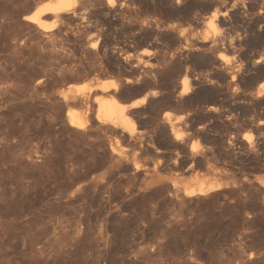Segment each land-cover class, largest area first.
<instances>
[{"label": "rangeland", "instance_id": "374dc122", "mask_svg": "<svg viewBox=\"0 0 264 264\" xmlns=\"http://www.w3.org/2000/svg\"><path fill=\"white\" fill-rule=\"evenodd\" d=\"M51 1L0 0V264H264V150L260 147L264 127L257 126L264 122V105L247 112L237 100L264 82V64L255 74L246 70L250 57L261 54L264 45L249 48L248 56L243 54L247 49L218 53L227 64L228 79L199 65L192 55L178 53L213 33L233 40L250 16L264 7V0H230L222 9L230 20L225 31L213 30L216 26L209 21L213 8L193 0L177 7L175 0H121L114 1L111 11L104 0H75L69 16L47 33L24 20ZM44 18L50 25L51 17ZM95 41L97 48L92 49ZM174 53L178 61L187 62L182 72L200 73L204 82L187 99L207 85L220 88L221 99L197 96L198 105L206 106L203 114L191 118L186 109L178 111L166 103L170 84L183 74L172 80L142 74L144 59L156 63ZM135 78L139 84L124 86L125 80ZM144 82L158 92V105L144 103L132 109L137 113L129 127L131 138L93 121V99L90 94L88 100L83 98L89 89L115 84L109 92L116 94L119 104H128ZM165 112L182 120L175 125L178 134L183 131V143L171 145L170 136L161 135ZM71 113L92 117L88 120L93 123L74 130L68 123ZM187 122L195 129L204 126V136L190 131V123L187 130ZM210 183L217 190L208 193ZM200 187L205 192L196 197L182 192Z\"/></svg>", "mask_w": 264, "mask_h": 264}, {"label": "bare ground", "instance_id": "6f19581e", "mask_svg": "<svg viewBox=\"0 0 264 264\" xmlns=\"http://www.w3.org/2000/svg\"><path fill=\"white\" fill-rule=\"evenodd\" d=\"M104 1H106V9L107 10H109L110 9V11L113 9L112 7H113V3H114V1H117V2H119L120 3V1L121 0H104ZM124 1V0H123ZM128 1V0H127ZM130 1V0H129ZM135 1V0H134ZM140 1V0H139ZM139 1H138V3H139ZM142 1V2H141ZM140 2L141 3H145V1L144 0H141ZM148 1V0H147ZM166 1V0H165ZM173 1V0H172ZM186 0H175V6L177 7L178 5H180V4H182L183 2H185ZM192 1V0H191ZM230 0H193V2L195 3H203V4H205L206 6L205 7H207L208 9H214V11H213V13H211L210 14V18H209V21L211 22V25L212 24H215V26L216 27H214L213 28V30L215 31L216 29L218 30H220V31H225V30H227V28L228 27H230L229 25H230V20H228L227 19V12L226 11H222V9H223V7H225L224 5L225 4H227L228 2H229ZM149 2V1H148ZM124 3V2H123ZM135 2H133V4H134ZM152 3V2H151ZM74 4H75V0H52L50 3H47L46 5H44L43 7H41V8H39V9H37V8H35L36 10L35 11H32V13L31 14H29V15H27L26 17H25V21L26 22H29V23H32V24H35L36 26H37V28H39L42 32H51L53 29H54V27H55V23L59 20V19H61V18H67V15H68V12L72 9V7H74ZM115 4V3H114ZM118 4V3H117ZM169 4H171V9L173 10L174 8H172V2H170ZM127 5H128V3H127ZM138 5H140V4H138ZM165 5V4H164ZM196 5V4H195ZM121 6V5H120ZM119 6V7H120ZM130 6V5H129ZM129 6H128V8H129ZM135 6H136V4H135ZM142 6V5H141ZM144 6V5H143ZM149 6V5H148ZM167 6V5H166ZM174 6V7H175ZM40 7V6H39ZM116 7V6H115ZM114 7V8H115ZM126 7V6H125ZM169 6H167L166 8H168ZM234 7V6H233ZM146 8V7H145ZM148 8V7H147ZM230 8V7H229ZM245 8V7H244ZM123 9H124V7H123ZM137 10H139L138 8H136ZM180 10V9H179ZM238 10V9H237ZM245 10V9H244ZM125 11V10H124ZM136 11V10H135ZM170 11V10H169ZM222 11V12H221ZM235 11V10H234ZM108 13H109V11H107ZM176 12V11H175ZM180 12V11H179ZM69 13H71V12H69ZM170 13V12H169ZM177 13V12H176ZM188 13V12H187ZM249 13V12H248ZM110 14V13H109ZM108 14V15H109ZM112 14V13H111ZM233 14H235V13H233ZM107 15V14H106ZM175 15V14H174ZM240 15V14H239ZM69 16V15H68ZM188 16V15H187ZM238 16V15H237ZM44 17H46V19H47V17L48 18H50L51 17V22H50V25H47V20L44 18ZM107 17V16H106ZM43 18L46 20L45 22L43 21ZM65 18V19H66ZM243 18V17H242ZM244 18H246L245 16H244ZM72 19V18H71ZM113 19V18H112ZM49 20V19H48ZM61 20H63V19H61ZM145 20V19H144ZM149 20V19H148ZM186 20V19H185ZM245 20H247V19H245ZM65 21V20H64ZM117 21V20H116ZM159 21V20H158ZM189 21V20H188ZM149 22V21H148ZM210 22H209V24H210ZM232 22V21H231ZM244 22V21H243ZM155 23H156V21H155ZM232 24V23H231ZM57 25V24H56ZM137 25V24H136ZM143 25V24H142ZM155 25V24H154ZM151 26V25H150ZM155 27V26H154ZM168 28V27H167ZM172 28V27H171ZM209 28V27H208ZM216 28V29H215ZM234 28V27H233ZM143 29H144V26H143ZM210 29H211V32L213 31L212 30V28L210 27ZM141 30H142V28H141ZM172 30V29H171ZM218 30V31H219ZM230 31V30H229ZM141 32V31H140ZM228 32V31H227ZM234 32V31H233ZM239 32V31H238ZM154 33V32H153ZM170 33H172V31L170 32ZM213 33V32H212ZM225 33V32H224ZM237 33V32H236ZM180 34V33H179ZM237 34H239V33H237ZM248 34H249V39H250V41L247 39L248 38ZM167 35V34H166ZM225 35V34H224ZM227 35V34H226ZM147 36V35H146ZM168 36V35H167ZM221 36V35H220ZM180 37V36H179ZM183 37V36H182ZM205 37V36H204ZM234 37V36H233ZM174 38V37H173ZM203 38V37H202ZM235 38V37H234ZM233 38V40H231V41H229V40H224L223 38H221V37H219L217 34H215L214 35V33H213V35L210 37V38H208V37H205V38H203L202 40H200L199 42H195L193 45H191L190 43V45H186V46H184V47H182L183 49H181V51H179L178 53H179V55H180V53L182 54V55H185L186 57L187 56H191L192 55V57H195L196 58V62L199 64V65H203V66H207V67H210L211 68V71L212 72H214V73H217L218 72V74H219V72H221L220 74L222 75V78L224 79V78H226L227 77V75L229 74L227 71H226V68L227 67H225V62H222V57L221 56H217V54L218 53H220L222 50H226V51H230V52H237V53H239V51L242 53V51L243 50H245V49H247V51H244L243 52V54H244V56H248V53L250 52V50H249V48H251V47H258V46H262V45H264V7L263 8H261L260 10H258V11H256V13L255 14H253V15H251L250 16V18H249V20H247L246 22H245V25H244V28H243V30H242V33L240 34V35H238L235 39ZM178 40V39H177ZM193 40V39H192ZM187 40H185V42H186ZM196 41H198V40H196ZM180 42V41H179ZM193 42V41H192ZM97 45H98V42L97 41H95V42H93L92 44H91V48L92 49H96L97 48ZM180 45V44H179ZM174 48V47H173ZM178 48V47H177ZM173 50V49H172ZM253 50V49H252ZM173 53V52H172ZM177 53V52H176ZM176 53H174V54H172L171 56L169 55L168 57H165V58H163L162 57V60L160 59V60H155L156 61V63H151V62H149V60L147 61L146 59H144V60H146L147 62H144V60H143V65H141L142 66V69L144 70V72H142V74H146V75H149L150 77H151V79L153 78V79H158V78H162L163 80L165 79V80H169V79H171L172 80V78H178V77H180V75H182L183 77H182V79L181 78H179V79H181L180 81H176V80H174V81H172V84H170L171 83V80H170V85H171V87H172V92L171 93H169L168 94V96H167V98H166V103L168 102V103H171V104H173V105H175V107H177V108H179L178 109V111L180 110V109H186L185 111L187 112V115L189 116V117H191V116H193V115H199V114H203V109L206 107H204L203 109L201 108V107H203L204 106V104L202 105V106H200V105H198V104H200V102H198L197 101V96H199L198 98H202V96H204V97H212V98H215V99H218V98H220L221 99V93H220V91H219V89L217 90V88H214V87H211V88H207V86H209V85H207L206 86V88L204 89H199V90H201V91H199L198 93H197V96L196 97H192L193 99H191V98H189V99H187V97H189L190 96V94L192 93V91L195 89V88H198L197 86H200L202 83H204V82H202V77H201V75H200V73L199 74H197V72H195L196 73V75H195V73L194 74H192V73H190V72H188V71H184V72H182L181 70H180V68L181 67H183V66H186L185 64L187 63V62H185V61H178L177 59L179 58V56H178V58L176 57L177 56V54ZM232 53V54H233ZM155 54V53H154ZM157 54V53H156ZM255 54V53H254ZM257 54V53H256ZM259 54V53H258ZM257 54V55H258ZM150 54H148V56H149ZM159 55V54H158ZM181 55V56H182ZM194 55V56H193ZM141 57V56H140ZM144 57H147V56H144ZM151 57H153V56H151ZM159 57H161V56H159ZM219 57H221V58H219ZM240 57V56H239ZM182 58H183V56H182ZM185 58V57H184ZM141 59V58H140ZM142 59H143V56H142ZM147 59H148V57H147ZM156 59V58H155ZM250 59L252 60V61H250V64L249 65H246L247 67V72H248V74L249 73H254L255 71H257V69L258 68H260L259 67V65H261V64H264L263 62H264V49H263V51H262V53L261 54H259L256 58H254L253 59V57L251 58L250 57ZM121 60V59H120ZM138 60V59H137ZM185 60H187V59H185ZM189 60V59H188ZM192 60V59H191ZM247 60V59H246ZM154 61V60H153ZM122 62V61H121ZM124 62V61H123ZM137 62V61H136ZM240 62V61H239ZM248 62V61H247ZM124 64V63H123ZM139 64H142V63H139ZM245 64V63H244ZM118 65V64H117ZM119 65H122V64H120V62H119ZM125 65V64H124ZM227 65V64H226ZM136 66V65H135ZM197 66V65H196ZM139 67V66H138ZM224 67H225V70H224ZM141 68V67H140ZM191 68V67H190ZM196 68V67H195ZM200 68H202V66L200 67ZM186 69H188V68H186ZM192 69V68H191ZM194 69V68H193ZM192 69V70H193ZM203 69V68H202ZM201 69V70H202ZM207 69V68H206ZM230 69V68H229ZM239 69H240V67H239ZM138 70V69H137ZM195 70V69H194ZM201 70H199L198 69V72L199 71H201ZM224 70V71H223ZM237 70V69H236ZM240 70H242V69H240ZM239 70V71H240ZM245 70V69H244ZM134 71H135V69H134ZM190 71V70H189ZM238 71V72H239ZM259 71V70H258ZM131 72V71H130ZM141 72V71H140ZM140 72H137V73H134V74H138V73H140ZM207 72V71H206ZM237 72V73H238ZM240 73V72H239ZM212 74V73H211ZM255 74V73H254ZM141 74H139V76H140ZM213 75H216V74H213ZM236 75V74H235ZM247 75V74H246ZM253 75V74H252ZM139 76H137V78H141V77H139ZM237 76H238V74H237ZM240 76V75H239ZM142 77H145L144 75L142 76ZM220 77V76H219ZM236 77V76H235ZM241 77V76H240ZM213 78V77H212ZM215 78V77H214ZM221 78V79H222ZM230 78V81L231 80H233L234 81V73H233V75L232 76H230L229 77ZM148 79V78H147ZM146 79V80H147ZM218 79V78H217ZM220 79V80H221ZM226 79H228V78H226ZM225 79V80H226ZM240 79V78H239ZM238 79V80H239ZM244 79V78H243ZM243 79H240L241 81L243 80ZM134 80H136V78L135 79H133V81ZM145 80V79H144ZM145 80V81H146ZM149 81H150V79H148ZM206 80H208L207 78H206ZM219 80V81H220ZM133 81H131V80H125V83H123L124 84V86L126 85V86H134L135 84L137 85V84H139V82L136 80V82H133ZM155 81V80H154ZM213 81V80H212ZM138 82V83H137ZM142 84H143V82L142 81H140ZM148 82V81H147ZM151 82V81H150ZM161 82V81H160ZM165 82V81H164ZM208 82V81H207ZM232 82V81H231ZM240 82V81H239ZM163 82H161V84H162ZM209 83H211V82H209ZM221 83V82H220ZM225 83H227L226 81H225ZM250 82H248V84H249ZM121 84V83H120ZM119 84V85H120ZM122 84V85H123ZM156 84V83H155ZM160 84V85H161ZM165 84V83H164ZM163 84V85H164ZM200 84V85H199ZM212 84V83H211ZM215 84H217V81H216V83ZM214 84V85H215ZM144 85H145V82H144ZM148 85H150V84H147L146 83V85L143 87H141L139 90H136L132 95H133V97L132 98H136V99H133V101H131L130 103H128V104H119L117 101H116V97H115V95L116 94H113V93H110L109 91H110V89L112 88V90H115V84H112V86H110V85H104V86H99L98 88H95V89H89L88 91H87V94L86 95H83V98L86 100L87 98L89 99V94H90V96L92 97V102H93V104H94V107H93V109H94V113H95V117H94V120H93V118H92V120L93 121H95V123H97L99 126L100 125H106V126H112L114 129L115 128H118L119 130H120V132L122 133V134H126L129 138H131V136H132V134H131V130H129L131 127H130V125H132L131 124V121H132V116L133 115H136V110L134 111V112H136L135 114H133V112H131L132 111V109H138V108H140V106L141 105H143L144 103H150V106L151 107H153V108H155L157 105H158V103H157V101L155 100V99H157V93L158 92H156V91H150L149 90V87L150 86H148ZM206 85V84H205ZM204 85V86H205ZM223 85H224V83H223ZM225 85H227V84H225ZM229 85V84H228ZM232 85V84H231ZM252 85V84H251ZM251 85H250V87H251ZM115 86V87H114ZM159 86V85H158ZM165 86H166V84H165ZM216 86H218V85H216ZM215 86V87H216ZM222 86V85H221ZM220 86V87H221ZM117 87H118V85H117ZM120 87V86H119ZM118 87V88H119ZM168 87H169V85H168ZM170 87V88H171ZM203 87V86H202ZM210 87V86H209ZM224 87V86H223ZM245 87L247 88V86H246V84H245ZM249 87V86H248ZM250 87L248 88V90L250 89ZM84 88V86H81V87H79L78 89L79 90H82ZM114 88V89H113ZM155 88V87H154ZM154 88H152V90L154 89ZM157 88V87H156ZM155 88V89H156ZM229 88V87H228ZM231 88V87H230ZM233 88V87H232ZM245 88V89H246ZM120 90L122 89L121 87L119 88ZM162 89V88H161ZM164 89H165V87H164ZM226 89H227V87H226ZM235 89V88H234ZM252 89V88H251ZM78 90V91H79ZM169 90H171V89H169ZM239 90V89H238ZM253 90V89H252ZM159 91V90H158ZM196 91V90H195ZM242 91V90H241ZM114 92V91H113ZM116 92V91H115ZM118 92H119V90H118ZM167 93V92H166ZM195 93V92H194ZM225 93H228V92H224V94ZM237 92H235V94H236ZM161 94H162V92H161ZM239 94V93H238ZM118 95V94H117ZM189 95V96H188ZM225 96H227V95H225ZM229 96H230V94H229ZM82 97V96H81ZM161 97V96H160ZM191 97V96H190ZM228 97V96H227ZM235 97V96H234ZM78 98H80V97H78ZM229 98H231V97H229ZM87 99V100H88ZM225 99V98H224ZM165 100V99H164ZM163 99H162V101H164ZM237 100H240L239 101V105H241V106H244V107H246L245 109H246V111L248 112L249 110H254V109H256V108H260L261 106H263L264 105V82H261L260 84H258V86L257 87H255V92H253V93H248L247 95H244V96H242L241 97V99H237ZM233 101H234V99H233ZM232 101V102H233ZM80 102V100H78V103ZM86 102H88V101H86ZM160 102V101H159ZM235 102V101H234ZM164 103V102H163ZM208 103V102H207ZM207 103H205V104H207ZM216 103H217V101H216ZM219 103V102H218ZM236 103V102H235ZM88 104H89V102H88ZM91 104V103H90ZM89 104V105H90ZM160 104V103H159ZM202 104V103H201ZM87 105V104H86ZM88 105V106H89ZM145 105V104H144ZM167 105V104H166ZM208 105V104H207ZM235 105V104H234ZM87 106V107H88ZM91 106V105H90ZM147 106V105H146ZM149 106V107H150ZM159 106H161V105H159ZM237 106V105H236ZM240 106V107H241ZM163 107H164V105H163ZM162 107V108H163ZM169 107V106H168ZM174 107V106H173ZM174 107V108H175ZM208 107H210V106H208ZM213 107V106H212ZM217 107H218V105H217ZM214 108L215 109V111H216V109H218V108ZM235 107V106H234ZM239 107V108H240ZM165 108V107H164ZM170 108V107H169ZM176 108V109H177ZM242 108V107H241ZM89 109V108H88ZM151 109V108H150ZM149 109V110H150ZM214 109L213 108H210V109H208V112H210L209 114H211V112H213L214 111ZM243 109V108H242ZM154 109H152V111H153ZM156 110H158V109H156ZM244 110V109H243ZM87 111H89V110H87ZM155 111V110H154ZM161 111V110H160ZM168 111V110H167ZM184 111V110H183ZM184 111V112H185ZM245 111V110H244ZM141 112V111H140ZM140 112H138V114L140 113ZM148 112V111H147ZM250 112V111H249ZM253 112V111H252ZM89 113H92V112H88V114ZM155 113H158V112H156L155 111ZM166 113V112H165ZM168 113V112H167ZM160 114L161 116H162V118H161V122H160V125L162 126H160L161 128H160V130H161V135L163 134L164 136L166 135L167 137L168 136H170L169 137V140H170V143H171V145H174V144H178V142H181L182 141V143H183V140L184 139H182L183 138V136H182V134H183V131L181 132L182 134L180 135V134H178L179 133V131H178V129L177 128H179V126L177 127L176 125H175V123H179L180 121H182L181 119H177L176 120V118H175V120H176V122H175V120H174V118H171V116H170V114ZM179 113V112H178ZM181 113V112H180ZM215 113H219V110L217 111V112H215ZM214 113V114H215ZM242 113H244V112H242ZM254 113V112H253ZM145 114V113H144ZM159 114V113H158ZM172 114V113H171ZM208 114V115H209ZM220 114H222V113H220ZM87 115V114H86ZM90 115V114H89ZM255 115V114H254ZM94 116V115H93ZM155 116V118H156V115H154ZM158 116V115H157ZM179 116H181V115H179ZM184 116V115H183ZM182 116V117H183ZM211 116V115H210ZM210 116H208V118L210 117ZM213 116H215V115H213ZM221 116V115H220ZM67 117H68V123H69V126L70 127H72V128H74V130H84L85 128H86V126L88 125V124H90V122L91 123H93L92 121H90L89 122V120L91 119H89V118H85V119H82L81 117H79V116H76L75 114H73V113H71V114H68L67 115ZM88 117V116H87ZM90 117V116H89ZM135 117V116H134ZM160 117V116H159ZM181 117V118H182ZM198 117V116H197ZM197 117L195 118V119H197ZM202 118H204L203 117V115L201 116ZM179 118V117H178ZM187 118V117H186ZM192 118V117H191ZM190 118V119H191ZM194 118V117H193ZM213 118V117H212ZM219 118V117H218ZM217 118V119H218ZM224 118V117H223ZM250 118V117H249ZM89 119V120H88ZM158 119V118H157ZM184 119V118H183ZM200 119V118H199ZM207 119V118H206ZM229 119V118H228ZM227 119V120H228ZM193 120V119H192ZM191 120V121H192ZM215 120V119H214ZM226 120V121H227ZM233 120V119H232ZM156 121V120H155ZM186 121V120H185ZM207 121V120H206ZM229 121V120H228ZM227 121V122H228ZM235 121V120H234ZM233 121V122H234ZM248 121V120H247ZM259 121V120H258ZM157 122V121H156ZM184 122V121H183ZM193 122V121H192ZM194 122H196V121H194ZM193 122V123H194ZM197 122H198V120H197ZM196 122V123H197ZM218 122V121H217ZM224 122V121H223ZM182 123V122H181ZM190 123V122H189ZM188 122H187V124H186V129H187V125L189 124ZM182 124H184V123H182ZM181 124V125H182ZM198 124H201V123H198ZM206 124V123H205ZM204 124V125H205ZM159 125V124H158ZM180 125V126H181ZM191 125V123L189 124V126ZM195 125V124H194ZM194 125L192 126H190V128H189V126H188V128L190 129V131L192 130V132H194V134L195 135H200L201 133H202V131L204 130L203 129V127L204 126H200L199 127V125H198V127L195 129L194 128ZM214 125V124H213ZM261 125H263V127H264V122H263V124L261 123V122H259L258 124H257V126H261ZM95 126V125H94ZM155 126V125H154ZM130 127V128H129ZM177 127V128H176ZM183 127V126H182ZM252 127V126H251ZM184 128V127H183ZM255 128V127H254ZM258 128V127H257ZM87 129V128H86ZM109 129V128H108ZM111 129V128H110ZM182 129V128H181ZM180 129V130H181ZM112 130V129H111ZM184 130V129H183ZM188 130V129H187ZM264 130V129H263ZM113 131V130H112ZM159 131V130H158ZM208 131V130H207ZM260 131H261V129H260ZM78 132V131H77ZM120 133V134H121ZM160 133V132H159ZM158 132H157V134H159ZM184 133H186V132H184ZM205 133H207V132H205ZM260 133V132H259ZM262 133H263V131H262ZM122 134H121V136H122ZM187 134H188V132H187ZM204 134V133H203ZM203 134H201V135H203ZM208 134V133H207ZM206 135V134H205ZM125 136V135H124ZM186 136V135H185ZM204 136V135H203ZM216 136V135H215ZM158 136H156V138H157ZM159 137H161V136H159ZM124 138V137H123ZM129 138H128V140H129ZM185 138V137H184ZM199 138V137H198ZM201 138V137H200ZM162 139V138H161ZM193 139V138H192ZM202 139H205V138H201L200 140H202ZM211 139V138H210ZM209 139V140H210ZM126 140V139H125ZM187 140V139H186ZM206 140H207V137H206ZM257 140H258V138H257ZM161 141V140H160ZM166 141H168V139L166 140ZM189 141V140H188ZM190 141H191V138H190ZM193 141V140H192ZM191 141V142H192ZM211 141V140H210ZM261 141V140H260ZM159 142V141H158ZM222 142V141H221ZM263 142V143H262ZM262 142H261V145H263V146H260L263 150H264V135H263V139H262ZM188 143V142H187ZM212 143V142H211ZM215 143V142H214ZM186 144V143H185ZM189 144V143H188ZM191 144V143H190ZM259 144H260V142H259ZM152 145V144H151ZM156 145V144H155ZM169 145V144H168ZM170 146V145H169ZM169 146H168V148H169ZM179 146H181V145H179ZM184 146V145H183ZM186 146V145H185ZM184 146V148H185V151H186V147ZM195 146V145H194ZM156 147V146H155ZM173 147H175V146H173ZM229 147V146H228ZM231 147H232V145H231ZM252 147H254V146H252ZM257 147V146H256ZM259 147V149L258 150H260L261 148ZM158 148V147H157ZM160 148V147H159ZM163 148H167V147H164L163 146ZM162 148V149H163ZM176 148V147H175ZM191 148V147H190ZM208 148V147H207ZM248 148V147H247ZM251 148V147H250ZM152 149V148H151ZM180 149H182V148H180ZM193 149V148H192ZM194 149H195V147H194ZM199 149V148H198ZM197 149V150H198ZM228 149H230V148H228ZM235 149V148H234ZM163 150H165V149H163ZM168 150V149H167ZM171 150V149H170ZM173 150H175V149H173ZM179 150V149H178ZM189 151H190V149H188ZM196 150V149H195ZM200 150H202V149H200ZM204 150V149H203ZM159 151V150H158ZM176 151H177V149H176ZM185 151H181V152H185ZM192 152H194L193 150H191ZM205 151V150H204ZM208 151V150H207ZM206 151V152H207ZM245 151V150H244ZM255 151V150H254ZM257 151V150H256ZM262 151V150H261ZM161 152V151H160ZM169 152V151H168ZM171 152V151H170ZM174 152V151H173ZM187 152V151H186ZM158 153V152H157ZM157 153L155 152V154L157 155ZM163 153V152H162ZM162 153H160V155L162 154ZM167 153V152H166ZM172 153V152H171ZM179 153V155H180V152H178ZM189 153H191V152H189ZM198 153H199V151H198ZM200 153H203V152H200ZM255 153V152H254ZM168 154V153H167ZM170 154V153H169ZM173 154V153H172ZM183 154V153H182ZM207 154V153H206ZM259 154V153H258ZM262 154V153H261ZM260 154V155H261ZM264 154V153H263ZM160 155H159V157H160ZM174 155V154H173ZM191 155V154H190ZM189 155V156H190ZM194 155H195V153H194ZM119 156V155H118ZM162 156H164V154L162 155ZM170 156V155H169ZM178 156V155H177ZM183 156V155H182ZM192 156V155H191ZM209 156V155H208ZM220 156V155H219ZM172 157V156H171ZM170 157V159H174V158H171ZM188 157V156H187ZM205 157V156H204ZM207 157V156H206ZM258 157V156H257ZM264 157V156H263ZM164 158H166V157H164ZM164 158H162V160H164ZM184 158V157H183ZM196 158V157H195ZM202 158V157H201ZM200 158V159H201ZM255 158H256V156H255ZM161 159V158H160ZM167 159H168V157H167ZM178 159H180V158H178ZM184 159H186V157L184 158ZM183 159V160H184ZM193 157H190L188 160H190L192 163H193ZM199 159V160H200ZM217 159V158H216ZM257 159V158H256ZM259 159H260V156H259ZM258 159V160H259ZM263 159V158H262ZM182 160V162L181 163H183L184 161ZM176 161V160H175ZM189 161V162H190ZM218 161V160H217ZM168 162V161H167ZM197 162V161H196ZM203 162V161H202ZM259 162V161H258ZM263 162H264V160L262 161V164H263ZM158 163H159V160H158ZM160 163H162V162H160ZM159 163V164H160ZM166 163V162H165ZM172 163H175L173 160H172ZM186 163V162H185ZM184 163V164H185ZM191 163V164H192ZM195 163V162H194ZM204 163H205V161H204ZM213 163V162H212ZM217 163V162H216ZM164 164V163H163ZM167 164V163H166ZM165 164V165H166ZM170 164V163H169ZM180 164V163H179ZM190 164V163H189ZM191 164H190V166H191ZM200 164V163H199ZM198 164V165H199ZM175 165V164H174ZM174 165H172L171 167H173ZM178 165V164H177ZM195 166H196V164H194ZM204 165V164H203ZM202 165V166H203ZM209 165V164H208ZM159 166V165H158ZM167 166V165H166ZM186 166H187V164H186ZM193 166V165H192ZM147 167V166H146ZM170 167V166H169ZM181 167H183V165L182 166H180L179 168H181ZM205 167H206V165H205ZM257 167V166H256ZM135 168H137V167H135ZM167 168V167H166ZM177 168V167H176ZM188 168V167H187ZM138 169V168H137ZM165 169V168H164ZM182 169V168H181ZM153 170H155V169H153ZM185 170V169H184ZM191 170V169H190ZM190 170H187V171H190ZM207 170V169H206ZM196 171V170H195ZM155 172V171H154ZM181 172V171H180ZM152 173V172H151ZM208 173V172H207ZM153 174V173H152ZM158 174V173H157ZM162 174V173H161ZM155 175H156V173H155ZM154 176V175H153ZM194 176V175H193ZM219 176V175H218ZM158 178V177H157ZM153 179V178H152ZM155 179V178H154ZM153 179V180H154ZM174 179V178H173ZM212 179V178H211ZM152 180V181H153ZM157 180V179H156ZM160 180H161V178H160ZM151 181V182H152ZM196 181H198V180H196ZM196 181H194L195 183H196ZM156 181H153V184L155 183ZM161 182V181H160ZM164 182V181H163ZM163 182H162V184H163ZM193 182V183H194ZM199 182L201 183V185L203 184L202 182L203 181H198V184H199ZM175 183V182H174ZM173 183V184H174ZM177 183V182H176ZM188 183V182H187ZM192 183V182H191ZM191 183H189L190 185H191ZM206 183V182H205ZM152 184V185H153ZM156 184V183H155ZM169 184V183H168ZM171 184V183H170ZM197 184V183H196ZM209 184V183H208ZM207 184V185H208ZM210 184H212V185H209V186H207L206 188H207V192L209 193V191L208 190H213V189H216L215 188V186H214V184L213 183H210ZM216 184H217V182H216ZM185 185V184H184ZM200 185V184H199ZM218 185H219V183H218ZM150 186V185H149ZM166 186V185H165ZM192 187H193V185H191ZM198 186V185H197ZM203 186V185H202ZM205 186V185H204ZM203 186V187H204ZM153 187H155V186H153ZM157 187V186H156ZM155 187V188H156ZM162 188H164L163 186H161ZM166 187H168V186H166ZM165 187V188H166ZM171 187H172V190H173V187H174V185H171ZM185 187H187V186H184V188ZM203 187H200L198 190H196V189H194V190H187V189H185L184 191H182V192H184V195L185 196H190V195H195V194H204V192H205V190H204V188ZM177 188V187H176ZM220 188V187H219ZM167 189V188H166ZM169 189V188H168ZM189 189V188H188ZM179 190H180V188H179ZM217 190V189H216ZM166 191V190H165ZM173 191H175V188H174V190ZM176 191H177V193H178V188L176 189ZM175 191V192H176ZM167 192V191H166ZM180 192V191H179ZM181 193V192H180ZM179 194V193H178ZM172 195V194H171ZM176 195V194H175ZM197 195H195V197H196ZM178 197V196H177ZM180 197V196H179ZM191 197V196H190ZM176 198V197H175Z\"/></svg>", "mask_w": 264, "mask_h": 264}]
</instances>
